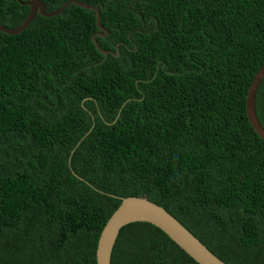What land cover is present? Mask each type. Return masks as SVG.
I'll list each match as a JSON object with an SVG mask.
<instances>
[{
  "label": "trees",
  "instance_id": "1",
  "mask_svg": "<svg viewBox=\"0 0 264 264\" xmlns=\"http://www.w3.org/2000/svg\"><path fill=\"white\" fill-rule=\"evenodd\" d=\"M34 0H21L22 3ZM47 12L73 0H39ZM0 32V264H97L122 199L165 209L226 264H264V140L247 116L264 0H76ZM0 0V24L30 7ZM119 50L120 56H114ZM264 128V79L256 96ZM112 264H197L148 223Z\"/></svg>",
  "mask_w": 264,
  "mask_h": 264
},
{
  "label": "water",
  "instance_id": "2",
  "mask_svg": "<svg viewBox=\"0 0 264 264\" xmlns=\"http://www.w3.org/2000/svg\"><path fill=\"white\" fill-rule=\"evenodd\" d=\"M20 3L21 0H19ZM30 7V12L25 21L16 28H7L0 24V32L7 35H17L25 31L36 15L40 13L42 16L51 18L59 15L69 5L74 4L83 9L96 13V24L99 32L93 35L92 40L96 48L104 55H108L109 51L101 49L97 38H106L109 31L101 25V12L99 7L91 6L76 0L69 1L59 10L47 12L46 6L42 1L34 0L22 3ZM119 57L120 53L113 54ZM264 79V67L256 75L250 86L246 107L247 116L255 130V132L264 140V128L261 125L256 109V96L261 82ZM133 223H148L162 230L176 245H178L188 256H190L197 264H226L217 256H215L197 237H195L186 227H184L175 217L169 214L159 205L151 202L147 198L129 197L122 199L120 207L111 216L104 227L96 250L97 264H112V255L117 239L123 228Z\"/></svg>",
  "mask_w": 264,
  "mask_h": 264
},
{
  "label": "clouds",
  "instance_id": "3",
  "mask_svg": "<svg viewBox=\"0 0 264 264\" xmlns=\"http://www.w3.org/2000/svg\"><path fill=\"white\" fill-rule=\"evenodd\" d=\"M38 14H40V13H38ZM38 14H37V15H38ZM37 15H36V16H37ZM24 21H25V20H24Z\"/></svg>",
  "mask_w": 264,
  "mask_h": 264
}]
</instances>
